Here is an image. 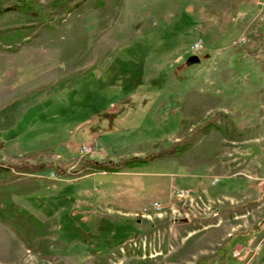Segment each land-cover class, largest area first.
<instances>
[{"label": "rangeland", "instance_id": "374dc122", "mask_svg": "<svg viewBox=\"0 0 264 264\" xmlns=\"http://www.w3.org/2000/svg\"><path fill=\"white\" fill-rule=\"evenodd\" d=\"M27 1L0 0V264H264V0Z\"/></svg>", "mask_w": 264, "mask_h": 264}, {"label": "trees", "instance_id": "16d2710c", "mask_svg": "<svg viewBox=\"0 0 264 264\" xmlns=\"http://www.w3.org/2000/svg\"><path fill=\"white\" fill-rule=\"evenodd\" d=\"M56 1H58V0H56ZM63 1H68V0H63ZM29 7H30L29 2L27 0H22V3L18 6V9H20L18 11L20 13H22L23 15L28 14L27 10L29 9ZM4 9L11 12V9H14V8L8 6V7H5ZM33 13H36V15H40V18L42 16L40 10H38V9L36 10V12H33ZM24 20L26 21L25 23L32 22V24H31L32 28H33V26L38 25L39 21H41V19L36 20V18H27V19L24 18ZM33 35H36V34L33 33ZM27 42H29V38H24L22 43H27ZM4 49H10V48H4ZM156 157L157 156H154V158L149 157V159L144 158V159H141L139 161L135 160L136 158H134V159L132 158V159L128 160V163L131 164L130 165L131 167L139 166V165H142L145 163L153 162L156 159ZM42 167L43 166H38L37 169H33L31 167H28V169H23V168H18V169L21 171L26 170L27 173H35L36 171L42 170L43 169ZM94 168H96L97 170H99L101 172L102 171L105 172L106 170H108V168L104 164H96ZM13 169L14 168L11 165H6V164L0 163V221H2L6 225H9L10 227L13 226V220L17 216L23 215V209L20 206L14 204L12 202L11 193L4 187V185H6L9 182V179H11V173H12ZM15 169H16V171H18L17 168H15ZM49 169L54 171L56 175L60 176V171L58 170V168L51 166ZM111 171H115V169L114 170L112 169ZM4 176H8L9 179L4 180V178H3ZM212 193H213V191H212ZM27 215L31 216V214H29L28 212H27Z\"/></svg>", "mask_w": 264, "mask_h": 264}, {"label": "built area", "instance_id": "2783aa9c", "mask_svg": "<svg viewBox=\"0 0 264 264\" xmlns=\"http://www.w3.org/2000/svg\"><path fill=\"white\" fill-rule=\"evenodd\" d=\"M200 45H201L200 41L196 42V43L194 44V46H193V49H194V50H195V49L197 50V49L200 47ZM91 152H92V149H91L90 147L82 146L81 149H80V153H81L82 155H84V154H89V153H91ZM216 182H217V180L213 181L212 184H215ZM191 191H192V190H190V189H180V190L177 191V193H176V197H177L179 200H183V202H182V204H181L182 206H185V204L187 203V200H186V199H191V198H190V197H192V196H191ZM198 200H199L200 203L203 205V207H205V210H209V211H210V212H209V215H215V211L213 212V210H212V205L207 204V203H204L201 197H198ZM153 208H154L158 213H159V211H160L161 209H163L162 206H160L159 204H156V203L153 204Z\"/></svg>", "mask_w": 264, "mask_h": 264}, {"label": "water", "instance_id": "95a60500", "mask_svg": "<svg viewBox=\"0 0 264 264\" xmlns=\"http://www.w3.org/2000/svg\"><path fill=\"white\" fill-rule=\"evenodd\" d=\"M199 62H200V58L197 55H193V56H190L189 58H187L186 65L190 66V65L197 64ZM180 221L183 222V223L187 222L186 219H182Z\"/></svg>", "mask_w": 264, "mask_h": 264}]
</instances>
